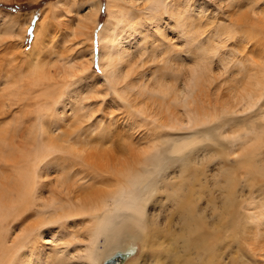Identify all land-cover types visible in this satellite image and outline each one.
<instances>
[{
    "label": "rangeland",
    "instance_id": "rangeland-1",
    "mask_svg": "<svg viewBox=\"0 0 264 264\" xmlns=\"http://www.w3.org/2000/svg\"><path fill=\"white\" fill-rule=\"evenodd\" d=\"M166 1L152 19L145 0H0V264H93L90 248L102 252L91 246L90 205L112 188L100 180L122 178L127 165L190 135L198 138L187 148L195 207H181L182 222L195 225L199 242H185L173 222L176 238L163 236L162 246L156 237L122 238L121 246H135L136 264H159L163 248L179 250L182 264H264V156L256 157L264 134L228 144L250 119L264 127V0ZM117 19L122 44L100 49L103 26ZM101 56L121 69L116 91ZM194 70L192 101L175 103ZM167 87L169 96L158 93ZM247 93L258 106L247 108ZM34 151L44 158L40 186L22 199L11 163ZM166 165L174 184L183 181V168ZM156 189L162 195L151 204H167ZM162 218L148 222L150 233L162 230Z\"/></svg>",
    "mask_w": 264,
    "mask_h": 264
},
{
    "label": "bare ground",
    "instance_id": "bare-ground-1",
    "mask_svg": "<svg viewBox=\"0 0 264 264\" xmlns=\"http://www.w3.org/2000/svg\"><path fill=\"white\" fill-rule=\"evenodd\" d=\"M145 1H147V3H144L145 5L143 8H145L149 17L152 19L154 18L153 16L159 10V8L163 7V5L166 6L167 4L166 0H145ZM95 6H96V11L92 12V14H94L92 18V25L97 22L98 17H99V5L98 6L95 5ZM92 14L89 13L88 15H85V18H87L85 20L89 21L88 18L90 19ZM122 20L123 19H117L114 26L112 23H108V25L105 24L103 26V29L100 35L101 43L102 42L103 43H102V47L100 46V49L105 48L106 43L111 45V50L117 45L118 41L120 44H122V41H120V37H119L120 33L118 32L119 23ZM84 22L86 24V21ZM116 51H118V49H116ZM116 51H109L108 59L110 61L113 58L112 53H115ZM101 62H102V66L104 69V73L106 74V79L109 81L108 83H111L112 88L116 91L117 89L116 88V84H117L116 78L118 75V69H120V67H117L118 65H116V62L115 63L111 62L109 68L105 67L103 65L102 56H101ZM195 73L196 72L194 70L193 74L191 75L189 74L190 76H188L185 85L177 89L176 92L178 93L172 90L175 93V96L173 97V101L175 103H180L182 105L187 106L192 101L194 91L197 86L196 78L198 77V76L196 77ZM261 82H264V78L261 80ZM258 83L259 81L257 82V84ZM257 84L255 85L256 86L260 85V84L258 85ZM262 86H261L262 89L260 88L259 91L257 90L258 93H260L261 91L260 97L264 95V83L262 84ZM160 92H163L165 97L169 96L168 94L172 93L170 88L168 87L165 88L164 91L158 90L159 94ZM164 95L162 97H164ZM247 95L249 97V99H247L249 102L245 100L247 102L245 103L247 108L249 109L250 106L251 107L258 106L259 100L256 99V93L255 94L247 93ZM253 98L256 99L255 103H253L252 101ZM258 110H259L258 117L262 118V120L264 121V107L260 105L258 106ZM185 114L187 117L186 119H187L188 124L191 125L195 123L196 117L193 116L194 114H191L190 111L186 112ZM250 120L251 122L247 123L246 127H244L243 136L239 134L237 137L236 136L231 137L232 139L229 140L228 144L235 145L233 143L236 140H239L241 138L251 140V139H254L255 136L260 138L261 134H264V127H262V131H258L257 127L254 125L255 124L254 121H252V119ZM174 125H177L176 122ZM251 134L252 136H250ZM183 139H187V140H183L182 142H179V143H173L163 153L158 152L155 156H152V157L149 154H147L141 161L138 162V167L127 165V167L125 169L123 168V170L121 171L122 178L120 177L116 178L115 176V180H111V179L100 180L105 183H108V185L106 186H109L112 188L110 190H103L102 194H100V196H98L97 198L93 197L95 200H92V203L90 205L91 206L90 209L92 210L91 212L94 213L95 215L94 219L96 220V225L91 235V246L95 248L98 243L99 245H98L97 251L100 250L102 252L101 256H97L95 253L92 254L91 251L94 252V250L90 248V256L88 259H91L93 261V264H102L104 260L114 255L117 251L128 252L130 254L129 257L121 264H125L126 262H129L131 257L136 254L137 249L135 248L133 244H128V246H125V248L124 246H121L123 245L122 238H125V239L137 238V239L142 240L143 243L148 242V244H150V240L153 239L152 241H154L156 237V239L159 240L158 242L159 245L162 246L163 236L167 234L171 235L170 233L174 232V230L177 227L173 225V222L175 225L179 224L178 229H176L175 231L179 230L180 232H183L181 238L185 242L187 243H190V242L198 243L199 242V239H192V236L195 233V225L192 223L191 225L193 227L190 226L188 230H185V224L182 222L183 216H184V212L182 208L184 210L192 212L195 207V202L193 201V198H191V194L195 190L194 189L195 185H194V180H193L194 177L191 172H190L191 174L187 172L188 168L191 166V163L187 159V156H188V153L192 151V149H187V148L191 146L198 138L195 137L194 135H190L189 137H185ZM34 152H35L34 154L35 157L32 153H30L33 155V157L30 154H28L27 156H23L22 160L20 159L21 161L16 159L17 161H15L14 163H11V165H13L12 166L13 173L11 174V177H13L16 181V183H14V187H15V190L19 192V195L22 199L26 198L29 195L32 196L33 193L36 194L40 186L38 174H39V168L41 164L43 163L44 158L42 159L43 156L40 157L41 153H39L38 151H34ZM261 155L264 156L263 152L260 151L256 155V157L261 156ZM167 163H171L172 165L176 167H181L184 169L182 173H185V174L179 175V177H181V180L183 181H180L179 183L174 184L173 176L170 177V174L167 173V165H166ZM100 175L101 174H99V177ZM102 176L103 174L101 175V177ZM94 177H97V175ZM166 180H169V181H166ZM187 180L192 182L189 189L182 186V185H185V182ZM156 185L157 186L159 185L161 192L165 193V196L168 197L167 204L165 205L162 204V206H156L154 203L151 204V202L156 200L158 195H162L160 194V192H157ZM185 192H189L190 196L185 195L182 198L183 193L185 194ZM38 196H40V194ZM1 200H0V209H2L3 211L2 204L4 203ZM87 206H89V204H87ZM175 214L177 215L178 219H176ZM0 218H1V215H0ZM159 218H162L163 220H165L161 222L163 224V227L161 228L162 230L157 229L155 232L150 233L148 230L149 228L148 222H151V223L158 222L160 224ZM164 228L167 231H164L163 230ZM171 236L176 238L173 235ZM102 239L104 240L103 243L101 242ZM172 240L173 239L170 238V241ZM175 241L176 240L174 239L173 242ZM161 250L163 252L162 253L163 256H161L162 259L161 258L160 259L158 258L159 260L157 259L159 264H182V258H181V254L179 250H177V255L171 254L169 248H163ZM158 257L160 256L158 255Z\"/></svg>",
    "mask_w": 264,
    "mask_h": 264
},
{
    "label": "water",
    "instance_id": "water-1",
    "mask_svg": "<svg viewBox=\"0 0 264 264\" xmlns=\"http://www.w3.org/2000/svg\"><path fill=\"white\" fill-rule=\"evenodd\" d=\"M129 255L128 252L117 251L114 255L104 260L102 264H121L129 257Z\"/></svg>",
    "mask_w": 264,
    "mask_h": 264
},
{
    "label": "crops",
    "instance_id": "crops-1",
    "mask_svg": "<svg viewBox=\"0 0 264 264\" xmlns=\"http://www.w3.org/2000/svg\"><path fill=\"white\" fill-rule=\"evenodd\" d=\"M132 263H133V264H136L137 262L130 261V263H129V264H132Z\"/></svg>",
    "mask_w": 264,
    "mask_h": 264
}]
</instances>
